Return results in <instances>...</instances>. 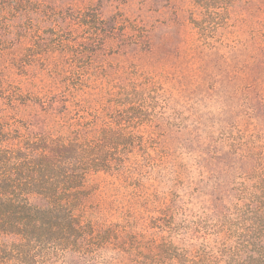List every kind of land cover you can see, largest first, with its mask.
<instances>
[{"label": "rangeland", "instance_id": "rangeland-1", "mask_svg": "<svg viewBox=\"0 0 264 264\" xmlns=\"http://www.w3.org/2000/svg\"><path fill=\"white\" fill-rule=\"evenodd\" d=\"M102 131L124 168L36 264H264V0H0V158Z\"/></svg>", "mask_w": 264, "mask_h": 264}, {"label": "trees", "instance_id": "trees-1", "mask_svg": "<svg viewBox=\"0 0 264 264\" xmlns=\"http://www.w3.org/2000/svg\"><path fill=\"white\" fill-rule=\"evenodd\" d=\"M77 136L80 132L71 139L38 138L27 144L26 152H17L22 163L12 161L14 154L10 159L0 158V264H36L29 254L32 243L44 241L65 250L67 240L77 239L81 234L74 232L82 224L74 210L87 196L86 174L110 170L112 161H116V170L124 168L120 154L134 141L119 132L102 131L100 143L86 148ZM43 235L47 236L42 240ZM178 259L185 260L181 255Z\"/></svg>", "mask_w": 264, "mask_h": 264}]
</instances>
